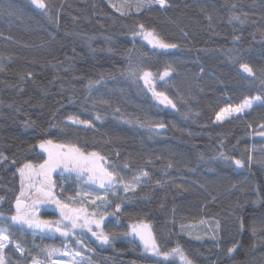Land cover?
I'll use <instances>...</instances> for the list:
<instances>
[{"label": "trees", "instance_id": "trees-1", "mask_svg": "<svg viewBox=\"0 0 264 264\" xmlns=\"http://www.w3.org/2000/svg\"><path fill=\"white\" fill-rule=\"evenodd\" d=\"M45 2L52 19L30 0H0V153L8 157L0 163V213L14 212L21 187L17 168L42 163L45 154L34 146L52 139L103 155L126 179L139 171L149 173L135 193L125 194L120 187L119 196L108 195V211L114 215L105 218L103 227L116 234L113 248L97 251L91 264L157 260L123 235L141 220L163 251L179 245L193 264H264V137L256 135L264 124V105L257 102L240 118L215 121L221 108L264 97V0H168L165 10L153 6L137 12L133 7L125 16L110 6L121 0ZM234 15L240 20L231 19ZM139 24L177 48L149 50L132 35ZM129 56L154 74L172 66L167 83L158 76L156 83L176 108L159 107L142 81L137 85L124 75ZM233 57L248 63L256 78L241 73ZM97 80L101 82L89 89V81ZM69 115L93 127H64ZM149 123L165 127L149 128ZM220 152L244 159L246 166L237 169L230 160L219 159ZM53 180L58 198L75 196V181L58 173ZM118 203L121 212L116 213ZM37 215L49 221L60 217L58 210ZM213 234L217 239L210 238ZM9 235L26 253L21 256L9 247L7 264L45 260L46 250L61 248L17 228ZM82 241L94 248L90 240ZM233 245L238 247L229 256Z\"/></svg>", "mask_w": 264, "mask_h": 264}, {"label": "snow or ice", "instance_id": "snow-or-ice-1", "mask_svg": "<svg viewBox=\"0 0 264 264\" xmlns=\"http://www.w3.org/2000/svg\"><path fill=\"white\" fill-rule=\"evenodd\" d=\"M31 3L35 5L37 9L41 10V14L48 16L49 19L52 17L49 15V5L45 0H31ZM121 16L128 15L134 7L137 12L143 11L145 8L151 9L153 6H158L159 9L165 10L169 7L168 0H136L135 4L131 0H121L120 3L110 4ZM235 7V5H233ZM127 9V11H126ZM7 11V8L4 9ZM11 14V13H9ZM245 15H247L245 13ZM233 20H240L239 16H232ZM243 23V21H241ZM138 31L132 33L133 37H140L146 41L153 49H160L167 51L169 49L177 48V44L166 42L155 29H149L144 24H139ZM233 62H239V70L241 73L247 75V77L256 78V72L246 62H240L239 57H233ZM0 71H3V67H0ZM174 71L171 65H168L165 70L161 73L154 74L149 70H145L139 64H133L131 56H129V65L124 73L128 79L133 83L139 85V82H143V87L146 88L157 101L158 104H162L165 107L176 108V104L173 99L169 98L164 91L158 90L156 79L157 76L160 81H166V77H169ZM264 75V70H262ZM31 73H29V77ZM101 81L95 82L89 81V89L94 84H99ZM264 83V80H262ZM101 104H107L108 101L100 100ZM259 102L264 105V97L257 95L255 97L246 98L244 102L238 105H229L221 108L215 115L216 122H223L224 120L235 116L240 118L248 110L252 109L254 104ZM96 103V101H94ZM119 112V109H116ZM97 119H100L97 116ZM131 123V121H126ZM83 125L85 128H92L93 124L88 120H81L75 116L69 115L66 118V124L68 125ZM140 126H145L141 124ZM149 128L162 129L165 127L163 123L159 124H147ZM261 137H264V124L260 125V131L256 133ZM41 153L45 154L43 162L36 164L32 162H26L17 168V172L20 178L21 190L19 195L16 196L15 203L13 205L14 212L8 216L4 213H0V221H3L4 227H0V264H7L5 250L9 247L13 248L21 256H24L26 249L22 248L18 243H12L10 239V231L13 228H17L19 231L24 232L29 230L35 238L39 236L40 239L45 237H52L54 233L58 232L61 237H64L67 241L68 238L76 240L77 245L83 246V241L78 237L81 233L76 230H82L90 232L91 235L101 245H110L115 233L105 232L103 227V221L108 215H114L109 213L108 208L110 207V201L107 199L108 195L119 196L120 187L123 192L135 193L137 188L145 184L147 181L145 178L149 176L147 171H139L132 175V178L126 179L125 175L122 174L118 168H112L109 166L107 159L93 151L85 152L81 148L77 147L72 143L54 142L52 139H42L37 145ZM256 151L255 146L248 149L247 160L251 163L254 159L252 152ZM219 159L230 160L237 169L244 168L245 161L242 158H232L226 155L224 152L219 153ZM8 160V157L3 153H0V163ZM15 163V161H13ZM128 165H125L127 168ZM171 167V165H169ZM59 172L61 176L64 173L75 174V178L83 184L95 185L101 192H88L83 193L84 196L88 197V202L96 204V201L101 203L96 205L99 210V219L96 218L97 211L89 213L85 207H72L69 201L75 203V197H68V200H62L57 198L54 194L56 184L53 180V174ZM160 182L158 181L157 184ZM178 188L182 187L177 185ZM185 191L187 189H184ZM77 195H80L78 192ZM127 199V196L124 197ZM4 197L0 196V201H3ZM83 204V201L80 202ZM42 204H54L56 209L59 211L60 219L57 221H49L41 219L37 213L40 209L37 205ZM115 212H121V205L118 203L115 205ZM94 226V227H93ZM219 228V223L216 225ZM241 230L244 229L243 222L240 224ZM124 236L132 237L134 240L138 239L142 245L143 252L147 253L151 257L160 258L154 260L152 264H161V260L164 262L169 261L172 257H179L181 264H193L192 260L184 253L182 248L177 245L169 251H163L159 246L156 238L153 236L150 225L143 220L138 223L129 225L128 231L123 233ZM195 239H201V236L197 235ZM211 239H217V235L213 234ZM238 245H233L227 249L229 256H231ZM90 247L86 246V251H92ZM54 255L69 257L66 264H91V260L84 256L78 249L72 251L69 243L65 242L63 248H51L47 250V258L45 260L33 257L31 264H60L59 261L53 259Z\"/></svg>", "mask_w": 264, "mask_h": 264}, {"label": "rangeland", "instance_id": "rangeland-1", "mask_svg": "<svg viewBox=\"0 0 264 264\" xmlns=\"http://www.w3.org/2000/svg\"><path fill=\"white\" fill-rule=\"evenodd\" d=\"M57 173L59 174V172H57ZM53 176H54V174H53ZM63 176H64L67 180H70V181L73 180V181H75V182L77 183V187H78V188L76 187L77 190H76V194H75V196H74V197H75V203L69 201L70 205H71L72 207H85V208L88 209L89 213H91V212H93V211L95 210V211H97V216H96V218L99 219L100 212H99V210L96 208V205L100 204L101 202H100V201H96V204H91V203L88 202V197H86V196L83 195V193H84L85 191H88V192H98V191L93 190V188H91L90 186H87V185L81 183L79 180H77V179L75 178V174H71V176H70V174H68V173H64ZM59 179H61V178L59 177ZM92 187H93V186H92ZM20 190H21V187H20V189H19L18 191L20 192ZM78 192L80 193V195H77ZM54 194L57 196L55 189H54ZM57 198H58V196H57ZM63 200H68V198H65V199H63ZM81 201H83L82 206H76L77 204H81V203H80ZM53 206H54V208H56V206H55L54 204H53ZM37 207L40 209V211H47V210L50 211L49 206L46 205V204L37 205ZM40 211H39V212H40ZM39 217H40V216H39ZM59 219H60V217H59ZM59 219H58V220H59ZM55 221H57V220H55ZM103 222H104V221H103ZM93 227H94V226H93ZM191 228H192V227H191ZM151 230H152V229H151ZM191 230H192V229H191ZM25 231L30 232L29 230H25ZM76 231H77L78 233H81V235L78 237L79 239L82 240V239L85 238V239L88 240V242H89V240L92 242V246L94 247L92 251H86V246H87V247H89V246L86 245L84 242H83V246H82V245H77V244H76V240H75V239H72L71 237L68 238V240L66 241L65 238H64V237H61L60 234H59L58 232L54 233L52 237H45V239H47L48 241H52V242L56 241V242L61 246V249L63 248V244H64V243H62V245H61V244H60V240H62L63 242H67V243H69V246H70V248H71L72 251H75V250L78 249V250H79L84 256H86L88 259H90V257L93 256L95 253H97V251H100V250H103V249H112V248H113L112 243H111L110 245H106V246H103V245L99 244V242L96 241V239L91 235L90 232L82 231V230H79V229H77ZM152 233H153V232H152ZM153 236H154V235H153ZM131 238H132V237H131ZM132 239H133V238H132ZM135 241L139 244L141 250L143 251V248H142V245L140 244V241H139L138 239H136ZM90 244H91V243H90ZM90 246H91V245H90ZM50 249H51V248H50ZM50 249H48V250H50ZM91 249H92V248H91ZM144 253H145V252H144ZM146 254H147V253H146ZM44 255H45V258H47V250L45 251ZM147 255H148V254H147ZM152 258L157 259V260L160 259V258H157V257H152ZM53 259L59 261L60 264H66V262L68 261L69 257H64V256L54 255V256H53ZM177 260L179 261V262H177V263L180 264V258H179L178 256H177V257H172V258H170L169 261H167V262H164V261H162V260H161V262H164V264H166V263H168V262H170V261L176 262ZM49 264H50V262H49Z\"/></svg>", "mask_w": 264, "mask_h": 264}, {"label": "water", "instance_id": "water-1", "mask_svg": "<svg viewBox=\"0 0 264 264\" xmlns=\"http://www.w3.org/2000/svg\"><path fill=\"white\" fill-rule=\"evenodd\" d=\"M30 2H31V0H30ZM31 4H32V3H31ZM32 6H33L36 10H39V11H40V9H37V8L35 7V5L32 4ZM144 43H145V46H146L149 50H151V51H153V52H160V53L165 52L164 50L153 49L150 45L147 44L146 41H144ZM243 74H244V73H243ZM244 75L247 76L246 74H244ZM152 99H153V101H154L159 107H161V108H170V106H169V107H165V106L162 105V104H158L157 101H156L153 97H152ZM14 203H15V202H14ZM14 203H13V205H14ZM13 205H12V209H13V211H14V207H13Z\"/></svg>", "mask_w": 264, "mask_h": 264}, {"label": "flooded vegetation", "instance_id": "flooded-vegetation-1", "mask_svg": "<svg viewBox=\"0 0 264 264\" xmlns=\"http://www.w3.org/2000/svg\"><path fill=\"white\" fill-rule=\"evenodd\" d=\"M49 206V209H50V212L53 213V214H56V208H54L53 204H46ZM38 214V213H37Z\"/></svg>", "mask_w": 264, "mask_h": 264}]
</instances>
